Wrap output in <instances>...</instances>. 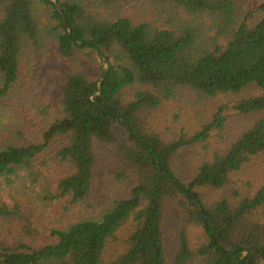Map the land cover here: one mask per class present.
Listing matches in <instances>:
<instances>
[{"label":"trees","instance_id":"16d2710c","mask_svg":"<svg viewBox=\"0 0 264 264\" xmlns=\"http://www.w3.org/2000/svg\"><path fill=\"white\" fill-rule=\"evenodd\" d=\"M0 264H264V0H0Z\"/></svg>","mask_w":264,"mask_h":264},{"label":"rangeland","instance_id":"374dc122","mask_svg":"<svg viewBox=\"0 0 264 264\" xmlns=\"http://www.w3.org/2000/svg\"><path fill=\"white\" fill-rule=\"evenodd\" d=\"M100 151V150H99ZM112 161V151L110 148L104 146L99 153L98 157V174L104 180L106 178L107 168L108 165ZM119 188L115 184H113L112 195L118 193ZM173 213H170L168 216V233H167V244L169 248V253L175 249L176 242H177V230L180 228L179 223L175 218H173ZM43 227V226H41Z\"/></svg>","mask_w":264,"mask_h":264}]
</instances>
